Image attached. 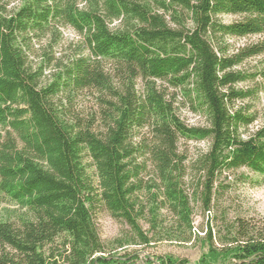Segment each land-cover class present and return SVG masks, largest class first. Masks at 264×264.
Instances as JSON below:
<instances>
[{
  "label": "trees",
  "instance_id": "obj_1",
  "mask_svg": "<svg viewBox=\"0 0 264 264\" xmlns=\"http://www.w3.org/2000/svg\"><path fill=\"white\" fill-rule=\"evenodd\" d=\"M258 57L264 0H0V264H124L126 246L195 239L198 264H264V222L218 206L241 170L264 177V123L243 104L264 62L237 69ZM187 142L206 149L189 161ZM103 212L128 232L105 243Z\"/></svg>",
  "mask_w": 264,
  "mask_h": 264
},
{
  "label": "rangeland",
  "instance_id": "obj_2",
  "mask_svg": "<svg viewBox=\"0 0 264 264\" xmlns=\"http://www.w3.org/2000/svg\"><path fill=\"white\" fill-rule=\"evenodd\" d=\"M218 19L223 23H230L237 19L236 16H219ZM65 44L71 41H76L78 38L76 34L70 29L63 31ZM258 37L248 38H228L227 41L233 49L243 46L248 42L257 40ZM64 47L62 48L63 51ZM264 62L263 57L249 59L237 69L240 70H254ZM257 86H260L258 97L253 102L246 101L243 104L250 103L249 106L254 109L257 114V121L250 127V130L262 126L264 123V81L261 79L257 80ZM252 85V84H251ZM251 85H239V87H249ZM255 86V84L253 85ZM88 104V103H87ZM242 104V105H243ZM181 118L189 126H201L204 124L203 118L191 112V110L184 106L179 110ZM206 149L204 143L199 142H187L181 144V150H184L187 154L188 160L192 161L195 156ZM241 173H245L248 176V181L242 183L239 180L233 184V181L228 179V182H232L231 188L227 191L218 202V206L227 209L228 220L233 221L237 217H242L252 223H263L264 222V177L241 170ZM0 205V215L1 208ZM198 205L195 206V215L193 217V226L195 233L199 232V237L204 236L202 233L207 219L210 216L202 215L199 211ZM207 216V217H206ZM219 222V221H218ZM95 223L98 228L100 238L105 242L109 243L112 240L121 237L125 232H128V227L120 221H116L109 217L106 213H100L95 218ZM216 225L215 221L212 220V226ZM144 231L148 230V225L141 222ZM216 231V228L213 229ZM198 235V234H197ZM207 249L203 247L201 241L195 239L194 241L184 244L177 241L164 240L161 242L153 243L150 247L144 246H126L123 249H119L116 253L119 255L129 254L130 257H136L129 261V259L122 258L124 264H160L155 259L156 256H173L178 259L187 260L188 264H198L202 253ZM119 257V256H118ZM116 257V259L118 258Z\"/></svg>",
  "mask_w": 264,
  "mask_h": 264
}]
</instances>
